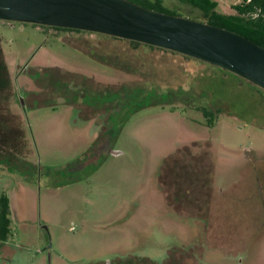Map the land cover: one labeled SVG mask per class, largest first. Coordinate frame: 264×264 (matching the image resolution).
<instances>
[{
  "label": "rangeland",
  "instance_id": "1",
  "mask_svg": "<svg viewBox=\"0 0 264 264\" xmlns=\"http://www.w3.org/2000/svg\"><path fill=\"white\" fill-rule=\"evenodd\" d=\"M214 1L218 3L217 11L223 14H233L232 7L243 2ZM161 2L167 9L184 17L202 21L203 14L189 5L178 0ZM12 24L15 27L7 26L4 30V48L12 75L17 77L25 75L33 80V76L21 70L71 64L93 72L100 70L101 75L94 77L93 82L98 83L95 85L101 91L119 89L124 82L128 84L122 85H140L151 69L159 81L171 78L173 85H177L179 80L184 87H189L198 79L195 68L184 70L185 66L179 64L177 56L144 52L128 41L104 38L100 34L79 36L72 32L42 29L48 35L47 43L54 48L43 50L34 57L36 47L46 38L45 34L30 24ZM64 44L84 51L96 47L97 53L103 57L108 53L117 54L116 59H120V54L125 55L121 61L131 65L135 74L128 76L110 69L108 73L103 66L77 55ZM70 58L77 60L71 61ZM110 61L118 65L120 62ZM216 69L236 78L234 74ZM144 70L147 73L142 72ZM173 70L176 71L174 76ZM90 71L84 72L86 77L94 76ZM25 77L21 79L23 84H27ZM87 84L93 85L92 82ZM59 86L53 84L55 94L64 97L68 89L59 92ZM74 92L70 95L78 94L77 90ZM249 93L251 95V91ZM209 96L211 105L220 104V107L230 110L228 115H221L213 128L204 130L189 123L191 119H203L202 114L188 112L184 122L181 111L175 115L163 113L157 107L146 106L147 101H141L128 118L112 121L108 127L112 141L109 138L110 143L104 145L106 151H95L92 159L91 150L101 133L96 122H86L76 108L66 103L54 102L53 105L35 108L28 106L23 127L28 139L24 140L26 147H15L13 154L24 156L30 152L31 168L25 165L23 171L18 170L26 179L0 171V198L6 194L11 200L14 233L10 242L0 243V264H94L128 256L148 257L158 264H195L185 256L186 253L179 251L184 247L193 249L202 240L205 226L197 219L176 216L159 195V177L166 153L179 143L211 137L218 152L220 170L223 164L232 166L234 161H245L247 153L252 151L262 155L261 161H264V113H260L261 106L247 107L252 105L250 100L246 101L248 92L236 86L215 87ZM141 106L146 107L140 109ZM82 107L88 113L94 112L85 105ZM247 108L252 110L249 114L245 112ZM18 122L21 124L20 119ZM205 150L202 149L201 153ZM11 151V147L3 148L0 161L6 153L12 154ZM211 153V158H214L215 154ZM164 170L167 174L170 169L166 167ZM206 170L209 176L213 172V168ZM178 171L180 169H174L170 176L166 175L167 184H163L169 193L166 197L180 209L192 207L193 212L187 214H197L195 209L201 205V184H192L190 194L179 193V186L174 192L169 177H177ZM231 171L232 168L230 174ZM217 182L221 188L224 182L219 179ZM213 184L207 183L208 207L212 202ZM239 190L240 187L234 193ZM207 215L211 220L210 214ZM235 246L227 249L228 252L220 248L208 250L203 259L207 264H264V230H257L253 237L247 238L245 245ZM170 248L178 253L172 252L168 258ZM126 263L156 264L149 259L139 261L133 257Z\"/></svg>",
  "mask_w": 264,
  "mask_h": 264
},
{
  "label": "flooded vegetation",
  "instance_id": "2",
  "mask_svg": "<svg viewBox=\"0 0 264 264\" xmlns=\"http://www.w3.org/2000/svg\"><path fill=\"white\" fill-rule=\"evenodd\" d=\"M248 1L250 2V0ZM254 17H258V15L254 14ZM7 26L15 27V24L0 21V49L3 52V58L8 72L6 77L8 85L0 88V103H6L8 105L7 112L8 115L10 113L9 117H11V119H20L21 127L24 133V116L26 115L25 110L28 106H33L34 108L49 106L53 105L54 102L72 105L79 111L80 115L86 122H96L98 125L97 128L101 129V133L98 138H96L95 145L91 150V159L95 157V151H99L100 153L106 151L104 145L107 146L110 143L109 138L112 141L111 136L108 135L110 131L108 127H111V124L116 122L115 120H124L128 118L131 115V110L133 109L135 111L138 107L137 103L141 101H147L146 106L157 107L163 113L170 112L175 115L176 113L180 114L179 111H181L182 113L180 116L183 121H187L186 113L188 112L192 114H202L203 119H191L189 123L196 125L197 128L206 130V128H213L221 115H228L230 113L229 108L220 107V104L219 106L211 105V98L209 94L213 93L215 87L219 88L220 86L228 88L236 86L248 92L246 101L250 100L252 105L247 107H256V105L259 104V106H261L260 113H264V93L260 89H257L253 85L247 83L245 80L237 76L235 78L230 74L220 73L216 67L200 60L125 39L121 40L128 41L135 48L141 47L144 52L156 51L162 52V54H171L170 56L172 57L177 56L179 58V64L185 66L184 70L191 67L195 68L193 70L196 78L198 79H195V82H193L192 86L190 85L189 87H184L179 80L177 85H173V81L170 80L171 78L165 82L159 81V79L155 76V71L151 69V71H149L150 74L148 73L149 76L144 77L145 79L140 85H122L128 84L124 82L121 84L119 89L101 91L95 85L98 83L93 82L94 77L97 78L101 75L100 70L98 72H93L85 70L79 65H43L29 68L28 70H21L22 73H29L33 76V80L28 79L25 75H19L18 77L14 76L12 75L11 65L4 48V30ZM33 26L36 30H39L46 36L43 44L36 47L37 50L34 57H36L37 54L43 50L54 48L47 43L48 35L43 32L42 29L72 32L79 36L81 34H96L86 31H75L74 29L66 30V28L54 29L52 27ZM79 36L76 38H79ZM101 36L104 38H115L116 40L120 39L106 35ZM64 46L77 52V55H81L85 59L103 66L108 70V73L110 72V69L111 71L114 70L118 74L124 73L128 76L135 74V69H133L131 65L121 61L125 55L120 54V59H116L115 56L117 54L111 55L108 53L107 57L99 55L96 47H92L91 49L84 51L73 45L70 46L68 44H64ZM111 59L112 61L113 59L114 61L120 60L119 65L112 63L110 61ZM69 60L76 61L77 59L70 58ZM173 67L174 66H172V68ZM87 71L92 72L94 76L90 78L86 77L84 72ZM142 72L147 73L145 70ZM175 72L176 71L173 70V76L175 75ZM24 77L28 79L26 82L27 84H23L21 82V79ZM29 80L31 81V84ZM87 82H92L93 85H89ZM54 83L60 85L59 92L63 89H68L64 97L57 96L55 94L56 91L53 88ZM111 84L113 85L114 83ZM16 85L18 88H16ZM70 87L73 88V90H69ZM74 90H77L78 94L71 96L70 93H75ZM192 90H195L196 92H192ZM23 91L26 93H23ZM249 91H251V95ZM82 105L91 108L94 112L88 113L87 109L84 110ZM146 106H141L140 109ZM251 111L252 110L249 108L245 110L247 114ZM120 116V119H116ZM25 139H27V137ZM19 145H22L24 148L26 147V143L24 145ZM29 149L30 144L27 150L29 151ZM202 149L206 150L201 153ZM11 152L12 154L9 153L3 156V159L0 161L3 163H0V171L6 172L8 176L16 175L22 179H26V176L24 174H20L18 170L23 171L24 166L31 163L28 160L31 153L29 152V154L24 156H16L13 154L14 150ZM211 152L215 154L214 158H211ZM217 158L218 152L211 137L205 139L196 138L184 144L179 143L175 149L170 150L164 156V164L159 177V195H162L165 204L172 209L173 213L180 218L197 219L202 222L203 226H205V234L203 235L202 240H200L197 245H194L193 249L189 250L190 248L188 249L184 247L183 250L181 249L179 251L180 253H186L185 256L193 260L195 264H207L203 257L206 256L208 250H216L220 248L224 249V252H228L227 249L233 248L231 246L237 245L235 247H238L245 245L247 238L253 237L257 230H264V161H261L262 155L252 151L250 154L247 153L245 161H234L233 164L229 163L232 166L223 164L221 166V170ZM16 159L18 160V163L15 162ZM166 167L170 169L169 173H167L169 176L171 170L173 172L174 169H180V172L183 173L181 174L178 171L177 177L174 176L172 179L169 177V183H171V181L173 182L174 192L177 186H179V193L190 194L192 192V184H201V205L199 209H195L197 214H187L190 211L193 212V208L190 206L183 210L182 208H179L178 204H173L168 201L166 195L168 196L169 193L166 186H163V184H167L165 179L168 178L164 170ZM206 168H209L210 170L213 168V172L210 176L208 175ZM231 168L233 175L229 172ZM220 173L221 175H219ZM218 179L221 182H224L221 183V188H218ZM208 182L214 183L212 202L209 207L207 206L206 189ZM238 187H240L239 192L234 193V190ZM3 195H5L9 200V218L11 223L7 237L0 239L1 245L10 242L14 235L12 229L13 222L11 218V200L6 194ZM207 208L209 209V213ZM207 214H210L211 220ZM241 237H243L242 240H240ZM172 252L178 253L176 249L174 251V248H170L167 254V257L169 256L168 258L171 257L170 255ZM132 257L134 260L142 261L144 259H149L151 262L156 263L148 257L128 256L122 259L117 258L108 263L94 264H127L126 262L131 260Z\"/></svg>",
  "mask_w": 264,
  "mask_h": 264
},
{
  "label": "water",
  "instance_id": "3",
  "mask_svg": "<svg viewBox=\"0 0 264 264\" xmlns=\"http://www.w3.org/2000/svg\"><path fill=\"white\" fill-rule=\"evenodd\" d=\"M0 21L86 31L154 46L217 67L264 91V48L205 22L131 0H0Z\"/></svg>",
  "mask_w": 264,
  "mask_h": 264
},
{
  "label": "trees",
  "instance_id": "4",
  "mask_svg": "<svg viewBox=\"0 0 264 264\" xmlns=\"http://www.w3.org/2000/svg\"><path fill=\"white\" fill-rule=\"evenodd\" d=\"M131 1L162 13L182 16L179 13L164 7L161 0ZM178 1L199 10L203 14L201 22L237 32L264 48V0H250V2L248 0H243V2L232 7L235 11L233 14H223L218 12V3L214 0ZM254 14H258V17H254ZM52 28L61 29L55 27ZM7 73L3 52L0 49V88L8 85L6 78ZM7 111L8 105L6 103H0V151L7 146L14 150L19 144H25V133L21 124L18 122L19 120L11 119L9 115L5 114ZM13 123L14 125L11 126ZM9 215V200L5 195H3L0 199V239L6 238L9 234L11 223Z\"/></svg>",
  "mask_w": 264,
  "mask_h": 264
},
{
  "label": "built area",
  "instance_id": "5",
  "mask_svg": "<svg viewBox=\"0 0 264 264\" xmlns=\"http://www.w3.org/2000/svg\"><path fill=\"white\" fill-rule=\"evenodd\" d=\"M258 15V14H257Z\"/></svg>",
  "mask_w": 264,
  "mask_h": 264
}]
</instances>
